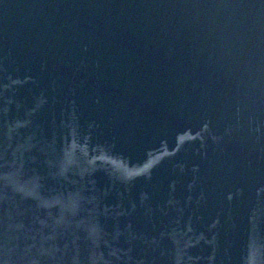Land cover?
Instances as JSON below:
<instances>
[{
    "label": "water",
    "instance_id": "1",
    "mask_svg": "<svg viewBox=\"0 0 264 264\" xmlns=\"http://www.w3.org/2000/svg\"><path fill=\"white\" fill-rule=\"evenodd\" d=\"M0 264H264V0H0Z\"/></svg>",
    "mask_w": 264,
    "mask_h": 264
}]
</instances>
